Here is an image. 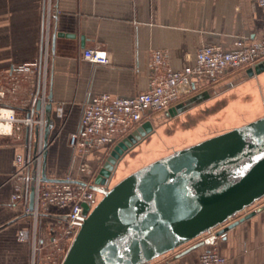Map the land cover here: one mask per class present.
<instances>
[{"label":"crops","instance_id":"0c3cea01","mask_svg":"<svg viewBox=\"0 0 264 264\" xmlns=\"http://www.w3.org/2000/svg\"><path fill=\"white\" fill-rule=\"evenodd\" d=\"M48 5V0H0V91L5 94L3 104L19 105L20 99L13 97L11 90H31L32 68L22 73L14 68L40 63L48 39L46 94L51 93L53 100V125L46 147V170L51 179L91 181L109 149L99 147L78 155L69 147L68 137L78 129L83 107L94 95L128 98L148 89L153 51L165 52L168 66L178 70L192 64L184 56L194 57L203 46L232 51L240 38L258 41L264 36V7L256 0H50L49 14ZM94 47L106 52L108 64L82 59L83 50ZM34 74L36 82L38 69ZM226 79L197 89L184 99L196 93L208 98L224 95L231 88L212 97L207 90ZM30 106L34 104L27 101L24 107H17V115L26 116ZM34 127L20 126L10 136H0V264L29 263V241L20 237V232L29 231L31 226V217H22L27 193L18 202L12 201V195L19 169L15 161L24 163L31 159L35 145L37 149L39 129L36 127L35 133ZM46 210L60 211L53 206L40 208L42 214ZM251 212H255L252 217L216 240L215 252L225 259L224 264H264V199L236 219ZM48 223L39 218L41 233ZM212 236L206 234L199 241ZM215 238L177 263L199 264V255L214 249ZM163 259L149 264L171 263Z\"/></svg>","mask_w":264,"mask_h":264},{"label":"water","instance_id":"95a60500","mask_svg":"<svg viewBox=\"0 0 264 264\" xmlns=\"http://www.w3.org/2000/svg\"><path fill=\"white\" fill-rule=\"evenodd\" d=\"M262 72L264 61L208 89L207 95L212 97ZM47 100L40 182L62 183L65 180L47 177L46 147L53 125L51 93ZM35 109H40L39 102ZM177 113L172 107L152 117L112 148L90 184L101 197L91 210L83 206L80 228L61 264H149L226 224L208 241L193 243L174 255V261L254 215L251 212L229 222L264 199V115L173 151L107 188L124 154ZM35 153L36 145L32 159ZM34 190L33 164L27 191L29 212L22 217L31 216Z\"/></svg>","mask_w":264,"mask_h":264},{"label":"built area","instance_id":"2783aa9c","mask_svg":"<svg viewBox=\"0 0 264 264\" xmlns=\"http://www.w3.org/2000/svg\"><path fill=\"white\" fill-rule=\"evenodd\" d=\"M256 1L264 7V0ZM48 4L50 5V0ZM234 45L235 49L232 51H224L212 45L203 46L196 51L194 57L184 56V59L192 64L183 65L178 70L168 66V56L165 52L153 51L148 89L128 98L113 97L106 93L91 97L83 107L78 129L68 137L69 147L78 155H84L99 147H107L110 152L142 124L175 107L195 90L213 86L227 77L253 69L264 61V36L258 41L240 38ZM47 46L48 39L45 41L44 55L40 63L23 64L14 68L16 73L32 68L28 81L32 86L31 90H11V95L20 99L19 105L3 104L5 94L0 91V136H10L13 129H19L20 126H36L39 129L34 159L29 158L24 163L20 159L15 161L19 169L15 173V192L12 195L13 202L23 199L28 191L30 171L34 164L35 196L33 210L29 216L32 223L29 231L20 232V237L29 241L31 247L28 264H61L80 228L83 206L87 205L91 210L99 200L97 193L90 188L94 176L91 181L84 182V185L74 183L70 177L62 183L40 182L43 115L47 102ZM177 57L180 58V55ZM82 59L92 64H108L106 52L98 47L84 49ZM35 69L39 71L36 82ZM27 101H31L34 106H30L26 116L17 115L16 108L24 107ZM36 102L40 103L38 111L35 109ZM47 206L56 207L60 211L54 213L46 210L42 214L40 208ZM28 212L25 205L23 213ZM39 218H45L50 223L43 233L39 232L37 235ZM214 233L210 232L211 235ZM222 237L224 234L215 238L213 250L199 255V264L226 262L215 252L216 240Z\"/></svg>","mask_w":264,"mask_h":264},{"label":"rangeland","instance_id":"374dc122","mask_svg":"<svg viewBox=\"0 0 264 264\" xmlns=\"http://www.w3.org/2000/svg\"><path fill=\"white\" fill-rule=\"evenodd\" d=\"M175 107L178 111L176 116L159 125L124 154L111 177L110 188L137 169L173 151L191 146L263 116L264 73L245 80L233 89L231 87L226 94L219 97L208 98L206 94L196 93L189 98L182 99ZM99 169L92 176L96 175ZM236 218L237 216L229 222ZM224 226L226 224L218 227L217 230ZM39 232L38 227L37 235ZM199 239L157 259L164 258V261L170 260V264H178V260L172 261V257ZM30 254L31 247L29 256Z\"/></svg>","mask_w":264,"mask_h":264},{"label":"flooded vegetation","instance_id":"af4514ba","mask_svg":"<svg viewBox=\"0 0 264 264\" xmlns=\"http://www.w3.org/2000/svg\"><path fill=\"white\" fill-rule=\"evenodd\" d=\"M110 183H111V179H110V181H109V183H108L107 188H110ZM99 197H101V195L97 193V199H98Z\"/></svg>","mask_w":264,"mask_h":264}]
</instances>
